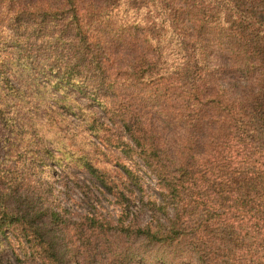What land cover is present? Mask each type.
Segmentation results:
<instances>
[{
  "label": "trees",
  "instance_id": "trees-1",
  "mask_svg": "<svg viewBox=\"0 0 264 264\" xmlns=\"http://www.w3.org/2000/svg\"><path fill=\"white\" fill-rule=\"evenodd\" d=\"M0 6L12 30L0 35L11 48L0 54V261L11 252L18 264H241L243 255H222L213 238L232 219L253 230L240 247L246 263L264 264V182L247 201L214 183L217 161L238 150L253 155L264 126V0ZM41 75L91 93L113 125L104 129L90 110L80 131L45 99L33 102L9 82ZM121 126L133 145L123 141ZM94 134L143 161L157 178L160 202L141 199V213L124 210L117 221L62 206L47 160L63 170L65 187L86 192L74 172L80 169L118 201L142 189L125 165L110 170L119 158L96 161L100 153L86 146ZM145 210L152 216L144 224Z\"/></svg>",
  "mask_w": 264,
  "mask_h": 264
},
{
  "label": "rangeland",
  "instance_id": "rangeland-1",
  "mask_svg": "<svg viewBox=\"0 0 264 264\" xmlns=\"http://www.w3.org/2000/svg\"><path fill=\"white\" fill-rule=\"evenodd\" d=\"M137 1L138 0H134V2ZM140 4L141 3H137L136 5L139 6ZM146 8L147 7L145 6L140 8L139 13L141 15H146ZM4 32L11 33L12 30L11 28L7 29L6 20L3 17H0V35L2 36ZM8 46L9 42L3 41L0 37V54L7 51L9 53L11 48ZM182 73L185 79L190 76L188 71ZM9 82L13 87L22 89V91L31 95L33 97V102H37L39 99H45L50 107L56 109L59 114L63 115V118L68 119L71 123L77 125L80 131H82L83 127L86 128L87 125L90 124L89 117H87L90 110L97 115V118H99L98 125L104 129L106 128L104 127L106 125H113L106 117L101 106L95 103L94 97L91 93H81L80 89L79 92L74 91L72 85L69 83L59 84L57 80L50 79V77L46 75H41L35 82L23 81L21 85L13 79ZM28 99H30V97H27V100ZM71 105L74 107L69 111ZM41 107H44V105ZM21 114L26 115L27 112L22 109ZM82 121L84 124L78 125ZM95 131L99 137H104L106 134L103 130L96 129ZM119 133L124 142L132 144L125 128L123 129L122 127ZM255 136L257 139L254 143L253 155L251 154L252 152L242 150H238V152L233 151L226 153V156L216 163L214 183L219 187L218 190L221 191L227 188L232 194H235V197L237 196L240 200L244 201L249 200L251 197L249 195H251V193L253 194V190L255 191V184L257 182H264V160L261 159V156L264 155V126L259 125ZM114 144L113 141L110 144L103 143L98 137H96V134L88 136L86 140V146L95 156H98L100 153V157H98L96 161L100 162V160H102L105 162V159L102 156L105 154L108 156H115L119 158L120 161L111 160L110 170L116 171V169L123 164L127 168L133 170V173L139 179L142 189L138 187H132L129 189L134 194L126 193V200L123 202L118 201L111 194L107 193L86 170H74L83 185L87 186L85 188L86 192L74 188L71 183L66 187L60 185L66 181V179L63 178L65 176L62 173L63 170L59 166L52 164L50 160L46 161V163L55 170L54 173L51 171V174H53L57 181L56 193L58 194L61 192L60 202L62 206L70 210L73 214L84 215L100 213L106 218L117 221L123 214L124 210H131V212H136L138 214L141 213V199H143L144 204H147L149 200H158L160 202L161 198L159 195L160 192L158 190L159 185L157 178L151 173V171H149L147 166H145L143 161L136 154L129 156L123 152L121 147H115ZM95 146L101 151L97 152ZM231 154L233 155L231 156ZM231 180L237 181L238 184L231 185ZM227 196L228 194H226V197ZM226 206H228V203ZM258 211L259 209H257V212ZM151 216L152 214L145 210L142 215V221L144 224L151 221ZM203 217L204 213H200L195 219L201 221ZM252 231L250 225L248 226L242 224L240 221H234L231 219L228 223H223L221 226L214 229L213 233L215 234V237L213 236V238L217 239H215V242L221 248L222 255L224 254L227 256L230 253L229 250H232L237 256L243 255L245 257L248 254L243 253L244 251L241 252L240 247L243 248L244 246L247 248L248 240H253ZM244 257L241 264H248L250 261L248 260V263H246V257ZM222 261L226 262L229 261V259L225 257L221 259V262ZM0 264H18V262L15 255L10 252L8 262L0 261ZM227 264H229V262H227Z\"/></svg>",
  "mask_w": 264,
  "mask_h": 264
}]
</instances>
